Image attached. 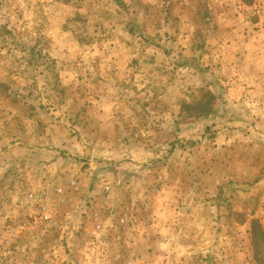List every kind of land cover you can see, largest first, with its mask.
<instances>
[{"label":"rangeland","instance_id":"1","mask_svg":"<svg viewBox=\"0 0 264 264\" xmlns=\"http://www.w3.org/2000/svg\"><path fill=\"white\" fill-rule=\"evenodd\" d=\"M253 221L264 0H0V264H264Z\"/></svg>","mask_w":264,"mask_h":264},{"label":"trees","instance_id":"2","mask_svg":"<svg viewBox=\"0 0 264 264\" xmlns=\"http://www.w3.org/2000/svg\"><path fill=\"white\" fill-rule=\"evenodd\" d=\"M252 229H253L252 235L254 236V238H255V236L256 237L259 236L264 241V232H263L260 224L257 221L252 222Z\"/></svg>","mask_w":264,"mask_h":264},{"label":"built area","instance_id":"3","mask_svg":"<svg viewBox=\"0 0 264 264\" xmlns=\"http://www.w3.org/2000/svg\"><path fill=\"white\" fill-rule=\"evenodd\" d=\"M43 209L45 210V207H43ZM95 218L97 219V221H99L98 218H97V216H95ZM121 222H122V223L127 222V218H126V219H125V218H122V219H121ZM100 230H101V225H100V224H96V228H95V230L93 231V234L96 235L97 233H99Z\"/></svg>","mask_w":264,"mask_h":264}]
</instances>
